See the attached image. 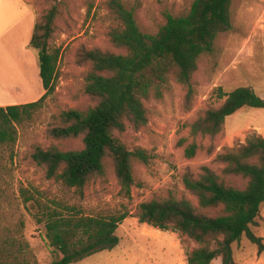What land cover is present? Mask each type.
<instances>
[{"label":"rangeland","instance_id":"374dc122","mask_svg":"<svg viewBox=\"0 0 264 264\" xmlns=\"http://www.w3.org/2000/svg\"><path fill=\"white\" fill-rule=\"evenodd\" d=\"M194 0H122L134 10L139 26L155 32L166 22V13L180 15ZM53 5L58 7L56 31L50 52L59 51L54 89L31 119L18 127L13 145H0V264H51L61 255L54 244L53 223L81 217H122L112 248L95 252L70 264H187V250L197 244L177 231L162 230L138 220V206L152 198L198 199L185 188L183 176H198L203 166L221 173L217 155L258 133L264 136V108L244 107L227 117L215 137L199 136L202 145L194 158L185 156L182 138L191 142L190 124L206 109L225 100L218 89L230 92L252 87L264 98V0H234L232 29L220 34L215 49L204 54L194 74V93L170 76L162 98L144 101L149 121L140 129L129 126L116 134L131 149H143L149 160L134 161L136 182L127 196L116 177L111 159L106 172L93 177L82 190L69 188L47 177L32 157L36 146L63 150L83 147L82 137L57 139L49 129L60 124V114L75 108L86 111L96 104L84 90L88 63L80 60L83 48L122 52L109 37L118 25L106 0H0V103L19 104L45 94L40 77L39 49L30 44L35 24ZM245 188L247 180L226 177ZM212 210L211 213H216ZM264 217V206L262 208ZM264 237V223L256 229ZM237 264H264V253L243 239L234 245ZM212 264H222L215 259Z\"/></svg>","mask_w":264,"mask_h":264},{"label":"trees","instance_id":"16d2710c","mask_svg":"<svg viewBox=\"0 0 264 264\" xmlns=\"http://www.w3.org/2000/svg\"><path fill=\"white\" fill-rule=\"evenodd\" d=\"M87 1L92 8L94 0ZM233 1L194 0L185 13H166V22L157 31L146 32L134 10L122 0H106L119 22L109 37L123 51L81 50V62L90 66L84 90L97 102L86 111H63L58 117L60 124L49 129L50 136L57 139L82 137V148L35 147L32 157L44 167L47 177L82 190L90 179L105 174L109 158L122 190L131 195L136 182L134 161L146 163L149 158L141 148L131 150L116 133L147 124L144 101L152 96L162 98L170 76L187 88V102L191 103L199 59L212 52L218 36L233 27ZM57 16L58 7L53 5L35 24L30 40L39 49L45 94L36 101L0 106V145L17 142L19 125L32 118L54 89L59 51L50 52L49 43L56 31ZM218 94L225 97L224 102L206 109L190 124L191 142L188 137L180 141L185 144L187 158H194L202 149L197 137H215L228 116L244 107L264 108V98L249 86L230 92L219 88ZM217 161L225 165L221 173L203 166L198 176L190 171L183 176L185 188L197 197L198 206L188 198L175 196L152 198L138 206L141 223L177 231L197 244L187 250V264H212L218 258L222 264H237L234 245L243 239L255 244L259 254L264 253V237L256 233L264 223V136L249 135L245 142L218 154ZM229 176L246 179V187L228 183ZM123 218L85 216L53 223L51 228L57 230L53 243L61 256L51 264H70L112 248L119 242L116 230Z\"/></svg>","mask_w":264,"mask_h":264},{"label":"crops","instance_id":"0c3cea01","mask_svg":"<svg viewBox=\"0 0 264 264\" xmlns=\"http://www.w3.org/2000/svg\"><path fill=\"white\" fill-rule=\"evenodd\" d=\"M7 105H10V104L7 102L0 103V106H7Z\"/></svg>","mask_w":264,"mask_h":264}]
</instances>
